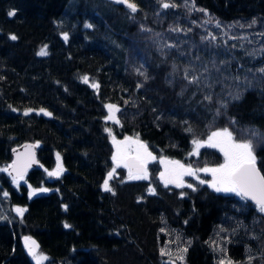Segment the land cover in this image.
Returning a JSON list of instances; mask_svg holds the SVG:
<instances>
[{
    "label": "trees",
    "instance_id": "1",
    "mask_svg": "<svg viewBox=\"0 0 264 264\" xmlns=\"http://www.w3.org/2000/svg\"><path fill=\"white\" fill-rule=\"evenodd\" d=\"M133 2L135 13L113 0H0V169L26 142L38 163L15 185L0 171L7 206L26 209L0 223V264H33L23 236L44 264H264V213L190 176L195 190L165 187L156 162L215 166L220 153L188 155L191 141L228 128L252 142L264 174V0ZM204 66L212 71L201 75ZM108 104L119 107V124L105 122ZM106 128L148 146L157 158L149 179L117 168L104 190ZM58 163L62 173L49 176ZM40 186L47 191L27 197Z\"/></svg>",
    "mask_w": 264,
    "mask_h": 264
},
{
    "label": "snow or ice",
    "instance_id": "2",
    "mask_svg": "<svg viewBox=\"0 0 264 264\" xmlns=\"http://www.w3.org/2000/svg\"><path fill=\"white\" fill-rule=\"evenodd\" d=\"M116 3L124 4L132 13L138 11L137 5L133 0H115ZM161 6L164 9L169 7H176L175 4L165 2V0H159ZM203 11V10H201ZM10 16L15 15L14 12L9 13ZM254 23V22H253ZM85 27H91V25H85ZM219 27V24H217ZM172 31H180V29H172ZM16 36H11V39L15 40ZM64 39L67 40L68 36L65 35ZM204 39V37H202ZM212 40L216 37L212 36ZM171 47V46H169ZM38 55L45 56L47 51L42 48ZM215 68V65H213ZM188 69H185L184 78L188 80L189 83H199L200 76L193 75L191 79L188 78ZM212 71L208 66H204L201 75L204 73H209ZM215 71L219 72V68H215ZM264 72V69H261ZM143 74V73H141ZM84 83H88V77H83ZM94 88H98V85H91ZM232 96L231 93H229ZM233 99H238L239 95L232 96ZM205 99L211 100V96H206ZM108 110V115L105 118L106 121H112L115 124H119L120 121L116 116V113L120 111L119 107L113 104H108L105 106ZM221 107H226L225 103H221ZM44 110L41 109V112ZM28 115V112L24 113ZM45 115H51L50 113L44 112ZM105 131L110 137H112V143L115 147V153L112 155L111 159L114 163L112 171L108 172L107 178L104 180L103 188L105 191L111 192L112 189L109 186V181L113 178L114 173L117 168L127 169L129 180H147L149 179L148 164L151 161H155L157 158L148 150V146L142 143L139 138L133 139L132 137H125L123 140H117L113 135L112 130L106 128ZM191 131V129H189ZM193 151L191 155H199V150L203 147H210L218 149L223 155V163L216 167H202L193 168L191 165H185L180 161L160 159L159 163L164 165V171L160 172L159 179L164 183L165 187L169 184L175 185L177 188H183L185 186L193 188L192 184H185L184 177L190 176L198 180L199 184H207L215 192L218 193H231L239 196L243 200H250L254 202L259 212L264 213V174L257 168L256 156L254 155L253 144L251 141L247 140H237L228 128L214 130L208 135L207 140L201 141L197 139L192 140ZM30 147V146H26ZM30 158L23 162L19 161V157L16 162L9 165L6 169H0V171H8L12 169L16 172V176L13 177V181L18 183V180L23 179V170L26 169L31 163L35 162L34 158ZM60 157L57 155V161L59 162ZM63 169L60 164H57L55 171L49 172V176H59ZM203 172L206 175L211 176V180L200 179L198 173ZM12 173L9 172V175ZM195 190V188H193ZM40 191H47V189H40ZM151 194H155V190L149 188ZM35 194V190L32 193ZM114 194V193H113ZM7 193H5V196ZM15 211L19 215H23L26 209L16 208ZM68 227V225H65ZM25 245L28 248L29 254L32 255L33 259L36 260V264H41V261L47 259L43 255H37L36 249L38 245L30 237H25ZM179 251L186 252L187 249H181ZM171 255L170 252L165 250L161 251V255ZM178 259L183 260L184 257L181 255L177 256ZM171 264V262H169ZM220 264H226V261L222 259ZM227 264H232L230 260Z\"/></svg>",
    "mask_w": 264,
    "mask_h": 264
},
{
    "label": "rangeland",
    "instance_id": "3",
    "mask_svg": "<svg viewBox=\"0 0 264 264\" xmlns=\"http://www.w3.org/2000/svg\"><path fill=\"white\" fill-rule=\"evenodd\" d=\"M113 1H115V0H113ZM44 48V47H43ZM42 49V48H41ZM40 49V50H41ZM39 50V51H40ZM38 51V52H39ZM82 80H83V78H82ZM105 111H106V115H105V118L107 117V115H108V110H107V108L105 107ZM104 118V119H105ZM105 122L106 123H113L112 121H106V119H105ZM106 134H107V139H108V142H109V144L111 145V149H112V155L115 153V147H114V145H113V143H112V137H110L109 135H108V133L106 132ZM210 135V134H209ZM208 137V136H207ZM207 137H205L204 139H200L201 141H205V140H207ZM125 137H123V138H121V139H117V140H123ZM134 139V138H133ZM193 144H192V141H191V145H190V150H189V153H188V155H191V153H192V151H193ZM208 148H210V147H208ZM213 149H215V148H213ZM215 150H217L218 151V149H215ZM219 152V151H218ZM220 153V152H219ZM112 155H111V157H112ZM220 155H221V160H220V162L217 164V165H215V166H210V167H216V166H218L219 164H221V163H223V155H222V153H220ZM191 156H194V155H191ZM159 160L160 159H157L156 160V162H157V165H158V173H157V179L162 183V184H164L160 179H159V174H160V172H163L164 171V165H162V164H160L159 163ZM111 163H112V169H113V167H114V163H113V161H112V159H111ZM121 168H123V167H121ZM112 169L110 170V171H112ZM124 169V171H125V177H126V179H128V173H127V169H125V168H123ZM109 171V172H110ZM108 174V173H107ZM201 175H206V174H204L203 172H200V173H198V176H201ZM186 177H188V176H186ZM106 178H107V176H106ZM185 178V177H184ZM191 178H193V177H191ZM200 178V177H199ZM194 179V178H193ZM200 179H202V178H200ZM195 181H197L198 182V180H196V179H194ZM204 180H211V176L210 175H207V178L206 179H204ZM13 182V184L15 185V184H18L19 183V180H18V183L17 182H14V181H12ZM186 184V183H185ZM202 185H204V186H206L208 189H210L211 191H213V192H215L211 187H209L207 184H202ZM40 189H45L43 186H40V187H38V188H32V187H27L26 188V195H27V197H31V196H34V195H37V194H40V193H44L45 191H40ZM35 190V194L33 195L32 193H33V191ZM215 193H218V192H215ZM219 194H224V195H230V196H234V197H237L235 194H231V193H219ZM6 196H5V193H0V223H6V224H9V222L12 220V215H19V214H17V212L15 211V209L17 208V207H15V206H12V207H8L7 206V203H6V198H5ZM239 197V196H238ZM20 208V207H19ZM26 236H23V237H21L20 238V242H21V245H22V247H23V249H24V251H25V253L27 254V256H28V258H29V260L31 261V263H33V264H36V260L35 259H33V257H32V255H30L29 254V251H28V248L26 247V245H25V240H24V238H25ZM36 252H37V255H43L42 253H40L37 249H36ZM44 256V255H43ZM45 261L46 260H44V261H41V264H44L45 263Z\"/></svg>",
    "mask_w": 264,
    "mask_h": 264
},
{
    "label": "water",
    "instance_id": "4",
    "mask_svg": "<svg viewBox=\"0 0 264 264\" xmlns=\"http://www.w3.org/2000/svg\"><path fill=\"white\" fill-rule=\"evenodd\" d=\"M26 146H30V147L26 148ZM29 154H31V158H34L35 162L31 163L26 169L23 170V175L27 170L37 168L38 163H37V160L35 157V146L33 144L27 143V142L22 143L19 146H16V147L10 149V151H9V156H10L9 165L13 164V162H16L18 157H19L20 163L22 164L23 162L27 161L30 158ZM8 166L6 168H8ZM9 172H11L12 174L9 175ZM6 174L10 178H13L14 176H16V172L12 169H8V171H6ZM245 201H247L251 205H255L254 202H252L250 200H245Z\"/></svg>",
    "mask_w": 264,
    "mask_h": 264
}]
</instances>
